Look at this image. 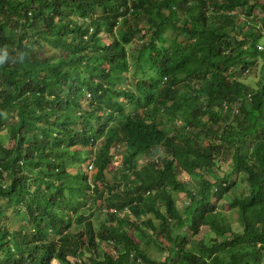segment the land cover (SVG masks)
<instances>
[{"label": "trees", "instance_id": "1", "mask_svg": "<svg viewBox=\"0 0 264 264\" xmlns=\"http://www.w3.org/2000/svg\"><path fill=\"white\" fill-rule=\"evenodd\" d=\"M262 38L260 0H0V264H264Z\"/></svg>", "mask_w": 264, "mask_h": 264}, {"label": "rangeland", "instance_id": "2", "mask_svg": "<svg viewBox=\"0 0 264 264\" xmlns=\"http://www.w3.org/2000/svg\"><path fill=\"white\" fill-rule=\"evenodd\" d=\"M260 1H261V3H264V0H260ZM254 12H258V8L255 9ZM255 79H256V75L253 74V73H250L249 78H248V81L252 83V82H254ZM1 136L5 139V143L8 142V141H10V140L6 137V134H5L4 132L1 133ZM6 138H7V139H6ZM7 140H8V141H7ZM7 144H8V143H7ZM116 153H118V152H116ZM120 153H122V149H120ZM80 155H81L80 151H76V153H75V158L77 159L78 157H80ZM78 159H79V158H78ZM72 160H75V159H72ZM115 166H116V165H115ZM218 174L220 175L219 172H218ZM186 177H187V175H186ZM180 178H181V179L184 178V175H183V177L181 176ZM186 179H187V178H186ZM194 181H196V179H195L194 177H191V178L187 179V182H188L187 184H188L189 188H192V187H194V186L196 187ZM178 197H181V198H180V201H179V204H180V208L182 209V208L184 207V206L182 205V203H184V202L186 201V199H185V196H184L183 193L180 194ZM228 198H229V197H226L225 199L223 198L222 200L219 199V200L215 201V202L217 203V205L220 207V209L223 210V212L229 211V205H228V204H225L224 206L221 207V205H222L223 203H226V201H228ZM93 218H94L96 224H97L98 221L100 220L99 216L97 217V214H95ZM235 225L237 226V224H235ZM145 249L147 250V252L149 253V255L152 256V257H154V258H158L160 255H162L161 252H160L159 250H157V249H156L155 247H153V246H146Z\"/></svg>", "mask_w": 264, "mask_h": 264}, {"label": "clouds", "instance_id": "3", "mask_svg": "<svg viewBox=\"0 0 264 264\" xmlns=\"http://www.w3.org/2000/svg\"><path fill=\"white\" fill-rule=\"evenodd\" d=\"M258 48H259L260 50H262V49L264 48V38H262V39L260 40V42L258 43ZM6 57H7V53H6V52H3L2 54H0V63H2V62L6 59ZM117 149H118V150H116V151H117L118 153H120V149H122V147L118 146ZM123 153H124V149H122L121 158H122V154H123ZM145 162H148V160L145 159ZM87 168L89 169L90 177H92L93 174H94V172H95L94 165L91 163V164L88 165ZM89 180H90V182H91V179H89ZM91 206H92V205L89 204V207H91ZM84 207H85V205H84ZM110 211H113V212H114L115 209H110Z\"/></svg>", "mask_w": 264, "mask_h": 264}]
</instances>
